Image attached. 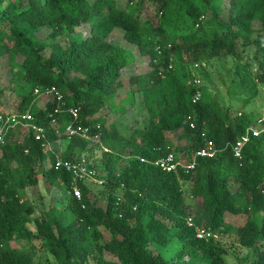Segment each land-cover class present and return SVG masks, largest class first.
I'll use <instances>...</instances> for the list:
<instances>
[{
	"label": "trees",
	"instance_id": "1",
	"mask_svg": "<svg viewBox=\"0 0 264 264\" xmlns=\"http://www.w3.org/2000/svg\"><path fill=\"white\" fill-rule=\"evenodd\" d=\"M225 79L249 93L245 102L264 86V0H0V114L18 119L0 143V264H36L24 240L54 256L46 264H227L229 249L188 224V195L201 205L198 225L235 234L248 248L240 262L264 264V138L234 156L229 144L255 117L219 102L211 89ZM51 87L63 97L59 112ZM137 109L145 121L130 125ZM74 121L96 141L69 138ZM206 141L219 151L189 172L141 160L190 158ZM101 144L110 151L90 165L102 188L76 179L77 198L73 173L56 161ZM44 182L63 187V208L37 207ZM240 214L241 225L227 220Z\"/></svg>",
	"mask_w": 264,
	"mask_h": 264
},
{
	"label": "rangeland",
	"instance_id": "2",
	"mask_svg": "<svg viewBox=\"0 0 264 264\" xmlns=\"http://www.w3.org/2000/svg\"><path fill=\"white\" fill-rule=\"evenodd\" d=\"M148 6L145 7V9ZM149 14L152 13L153 10H151L150 7H148ZM146 16V14H143V18ZM192 56L194 58L202 55V51L196 52L191 51ZM191 56V55H190ZM200 65V68L206 69V63L205 61L198 62ZM203 69V70H204ZM202 70V71H203ZM125 79L127 77H124ZM203 81V80H202ZM201 81V83H202ZM214 88H212V92L216 93L218 95V100L221 104L226 105L229 107L230 111L236 110V109H242L246 113L251 114L252 116L256 117L260 114V112L264 109V86H259V93L256 97L252 98L249 102H245L246 97L249 95V93H241L237 85L235 83H232L231 81L225 79V81L220 82V80H214ZM205 82V81H204ZM220 84V85H219ZM7 94H5L1 101H7ZM136 117L138 119L139 124L144 123L146 118V113L142 110L139 111L138 109L135 112H132L128 116V123L133 125L134 118ZM130 130L129 128L125 127L121 129V136L117 142V150L121 149L125 139L127 138ZM89 161L92 165H95L97 163H100L103 159V151L99 148H96L93 154H90L88 156ZM101 180L100 177H96V179H87V182L91 184L93 189L95 191H98L102 188V184H100L98 181ZM103 180V179H102ZM184 190L187 192L188 189V183L183 182ZM62 186L53 185L48 182H44L40 185H38L34 190V198L37 201V207L48 208L49 206H54L58 209H61L64 207V198H66L65 193L62 191ZM187 201L189 202L190 209H191V217L193 220L199 224L201 220V205L200 203L194 199L191 196H187ZM67 215V220L71 218L68 211L65 212ZM227 220L233 223L234 225H241L246 220L245 214L240 215H228ZM216 233V232H215ZM216 241H219L224 247H227L230 252V256L225 257V261L227 264H238L240 260L244 259L245 256L248 253V248L241 246L237 236L233 233H216ZM14 243H12L13 245ZM21 247H25L30 250V253H32L35 256V262L36 264H46L47 262H55V258L53 255H51L48 252H44L39 249H31L29 248V241H21L20 243Z\"/></svg>",
	"mask_w": 264,
	"mask_h": 264
},
{
	"label": "built area",
	"instance_id": "3",
	"mask_svg": "<svg viewBox=\"0 0 264 264\" xmlns=\"http://www.w3.org/2000/svg\"><path fill=\"white\" fill-rule=\"evenodd\" d=\"M198 66V63L195 64ZM192 82L196 85L201 84V79L197 74H194ZM47 92L54 93L57 101V106L55 108V112H59L62 108L60 105L63 104L62 94L55 87H51ZM201 96V91L198 90L194 96V101L198 100ZM69 112L72 114L74 119L76 120L78 117L79 109L78 107H69ZM25 120H31L32 116L29 112H26L21 115ZM0 143L4 141V133L6 131V126L12 125V123H18L17 114H12L6 118H4L0 114ZM27 125H31L37 131V138H40L43 135V129L40 126L35 124L28 123ZM193 126V123H191ZM67 136L69 138L74 136H80L87 140L96 141L90 134V127L87 125L79 124L71 122L67 124L65 130ZM253 137H263L264 138V109L257 115L254 121L246 128L244 133H242L239 138L233 143L229 144L232 148V152L235 157L240 158L242 156V148L246 143H248ZM98 140V139H97ZM102 151H110L108 147L101 144L99 147ZM218 148L212 141H206L205 144L199 148L190 158L179 157L173 152L166 154L165 156L159 157L157 159H146L141 158L142 161H147L159 166L161 169L166 171H178L179 169H183L185 172H189L194 169L197 164L198 157H214L218 152ZM90 161L87 156H82L80 159L76 161L72 160H61L58 159L56 161V168L66 169L67 171H71L74 175V180L71 183L69 193H72L77 198H81V190L76 184V179H96L97 173L96 170L90 165ZM102 183V180L98 181ZM189 225H196V222L192 217L188 219ZM196 234L197 237L201 239H216L217 235L211 229L203 227L201 225H196ZM238 264H249L248 262H239Z\"/></svg>",
	"mask_w": 264,
	"mask_h": 264
}]
</instances>
